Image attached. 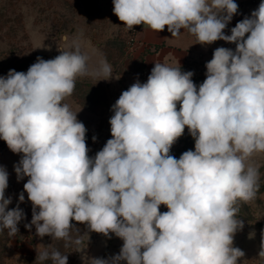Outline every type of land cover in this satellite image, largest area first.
Wrapping results in <instances>:
<instances>
[{
  "label": "clouds",
  "instance_id": "obj_1",
  "mask_svg": "<svg viewBox=\"0 0 264 264\" xmlns=\"http://www.w3.org/2000/svg\"><path fill=\"white\" fill-rule=\"evenodd\" d=\"M113 5L129 29L167 27L172 37L183 29L200 44L224 40L236 49H215L199 88L193 72L154 62L147 82L132 84L113 105L112 138L94 158L85 125L64 101L77 77L111 79L106 60L90 71L78 40L66 35L55 58L38 57L26 73L0 77V139L23 154L15 166L18 180L29 178L23 189L33 215L25 227L34 225L40 238L67 241L75 221L123 240L118 255L92 258V264H238L244 252L233 243L243 221L236 205L255 199L259 171L247 161L264 153V2L230 35L224 29L238 11L234 0ZM185 128L195 150L177 159L170 150ZM7 187L0 166V231L15 236L24 213L8 209ZM24 198L21 193L19 201ZM161 205L168 210L161 213ZM258 255L264 257V241ZM48 259L68 264L59 251L37 252L36 260Z\"/></svg>",
  "mask_w": 264,
  "mask_h": 264
},
{
  "label": "rangeland",
  "instance_id": "obj_2",
  "mask_svg": "<svg viewBox=\"0 0 264 264\" xmlns=\"http://www.w3.org/2000/svg\"><path fill=\"white\" fill-rule=\"evenodd\" d=\"M112 7L113 0H0V77L6 78L10 70L26 73L38 57L48 60L59 55L58 47H64L62 38L66 35L70 40H78L81 53L89 58L90 71L100 66L104 61L102 57L113 66L109 80L91 75L77 77L79 83L75 82L73 94L64 101L87 129L90 158L112 138L109 121L114 115L113 105L131 86L124 81L122 72L132 66L133 57L125 50V26ZM213 55L206 52L205 56L179 67L182 72H193L192 80L197 88L206 79V64ZM84 83H90L92 89ZM188 150H195V140L185 128L170 155L179 159ZM22 156V153H13L0 139V166L8 173L5 198H11L8 209L18 206L24 213L15 236H9L7 229L0 231V264H52L51 259L36 260L37 252L44 249L67 255L68 264H92V258L110 259L118 255L122 239L115 234L106 237L91 232L86 225L75 221H72L74 228L67 241L50 236L40 238L35 234L34 225L30 230L25 227L31 223L33 206L23 189L29 178L18 180L15 172ZM263 162L264 153H255L247 161L258 169L260 185L264 184V165L259 166ZM21 193L25 197L23 202L19 201ZM236 207L237 218L243 221V228L236 232L233 243L244 252L238 264H264V257L258 255L264 241V190L257 191L254 200L238 202ZM167 210L166 206H160L161 213ZM77 239L79 244L75 243Z\"/></svg>",
  "mask_w": 264,
  "mask_h": 264
},
{
  "label": "crops",
  "instance_id": "obj_3",
  "mask_svg": "<svg viewBox=\"0 0 264 264\" xmlns=\"http://www.w3.org/2000/svg\"><path fill=\"white\" fill-rule=\"evenodd\" d=\"M234 2L238 4V11L224 29L226 35L231 34V29L238 22L246 17L250 18L251 13L264 0H234ZM219 47L235 51L236 44L224 40H217L211 44H200L196 37L187 30L181 29L180 35L172 37L171 33L167 31V27L164 31L157 33L142 25L138 34V44L134 52L131 53L133 57L132 66L122 72L124 81L130 85L136 82L146 83L154 67V62H161L168 66L179 68L184 66L186 62L197 59L198 56H205L206 52L214 54L215 49ZM102 58L106 60L104 57ZM140 58H142V63L139 66L137 61ZM107 63L110 64L108 61ZM112 68L113 66L111 65ZM261 165H264V162L259 166Z\"/></svg>",
  "mask_w": 264,
  "mask_h": 264
},
{
  "label": "built area",
  "instance_id": "obj_4",
  "mask_svg": "<svg viewBox=\"0 0 264 264\" xmlns=\"http://www.w3.org/2000/svg\"><path fill=\"white\" fill-rule=\"evenodd\" d=\"M141 28L142 25L133 26L132 29L125 26V50L127 54L134 52L136 45L138 44V34Z\"/></svg>",
  "mask_w": 264,
  "mask_h": 264
},
{
  "label": "trees",
  "instance_id": "obj_5",
  "mask_svg": "<svg viewBox=\"0 0 264 264\" xmlns=\"http://www.w3.org/2000/svg\"><path fill=\"white\" fill-rule=\"evenodd\" d=\"M56 56H52V57H50V58H48V59H53V58H55ZM138 65L140 66V64L142 63V58H140V59H138ZM137 65V66H138ZM136 66V67H137ZM76 83H79V82H77L76 81ZM85 84V86L88 88V89H92V85L89 83V84H86V83H84ZM262 190H264V184L263 185H260L259 184V190L258 191H262Z\"/></svg>",
  "mask_w": 264,
  "mask_h": 264
}]
</instances>
